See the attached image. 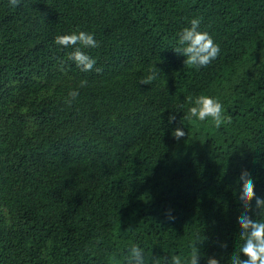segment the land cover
<instances>
[{"label":"trees","instance_id":"trees-1","mask_svg":"<svg viewBox=\"0 0 264 264\" xmlns=\"http://www.w3.org/2000/svg\"><path fill=\"white\" fill-rule=\"evenodd\" d=\"M192 18L220 47L206 67L175 51ZM78 31L99 46L55 43ZM200 94L231 122L184 120ZM243 170L264 198V0H0V264H125L133 245L230 264Z\"/></svg>","mask_w":264,"mask_h":264},{"label":"clouds","instance_id":"clouds-1","mask_svg":"<svg viewBox=\"0 0 264 264\" xmlns=\"http://www.w3.org/2000/svg\"><path fill=\"white\" fill-rule=\"evenodd\" d=\"M20 0H9L12 7L19 6ZM201 19L192 18L190 27H185L179 33L178 47L175 48L177 53L186 57L184 64L191 67H206L220 55V47L214 41L212 35L207 31L200 30ZM55 43L63 47L75 46L77 44L84 47H98V42L94 39V35L85 31L73 32L70 34L57 35ZM69 58L75 61L82 71H91L96 64L95 59L83 52L80 47H75L74 51L69 54ZM100 71V69H96ZM157 70L153 68L150 74L145 76L140 83L152 84L157 78ZM87 86V80L80 82V87ZM79 95L77 90L70 91L66 103L69 105ZM191 105L183 119L189 123L193 121L209 122L216 128H220L224 123H230L231 117L224 113L223 103L217 97L200 94L187 98ZM169 124L176 121L175 113L169 115ZM173 137L177 140L185 137L187 132L179 125L173 130ZM238 182H242L240 188L239 199L242 202L243 213L238 217L240 225V240L243 241L232 255L230 264H264V219H253L250 213H255L256 217H264V198L256 195L255 181L247 170H243ZM255 200V207L252 201ZM169 219H175L169 215ZM226 246V245H225ZM243 253L247 259H241ZM199 252L193 249L190 257L182 260L179 255L172 256L166 264H198ZM125 264H146L144 249L138 245H133L128 249ZM154 264H161L159 258L155 259ZM208 264H219V261L213 256L208 258Z\"/></svg>","mask_w":264,"mask_h":264}]
</instances>
